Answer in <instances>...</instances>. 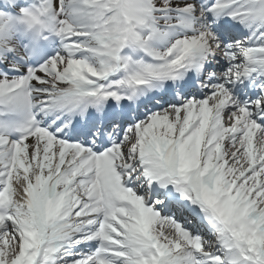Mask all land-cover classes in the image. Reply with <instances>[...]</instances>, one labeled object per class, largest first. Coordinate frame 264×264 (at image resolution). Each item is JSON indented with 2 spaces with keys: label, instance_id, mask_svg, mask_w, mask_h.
I'll list each match as a JSON object with an SVG mask.
<instances>
[{
  "label": "snow or ice",
  "instance_id": "6c2138e0",
  "mask_svg": "<svg viewBox=\"0 0 264 264\" xmlns=\"http://www.w3.org/2000/svg\"><path fill=\"white\" fill-rule=\"evenodd\" d=\"M0 264H264V0H0Z\"/></svg>",
  "mask_w": 264,
  "mask_h": 264
}]
</instances>
